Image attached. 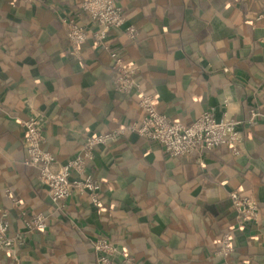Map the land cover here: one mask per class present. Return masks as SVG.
I'll return each mask as SVG.
<instances>
[{
	"label": "crops",
	"instance_id": "crops-1",
	"mask_svg": "<svg viewBox=\"0 0 264 264\" xmlns=\"http://www.w3.org/2000/svg\"><path fill=\"white\" fill-rule=\"evenodd\" d=\"M83 1L0 0V209L9 212L10 235L25 233L13 251L0 252V264H97L92 241L103 236L134 264H216L220 237L236 223L233 190L254 195L260 217L237 228L232 263L264 264V119L242 125L240 155L222 145L172 157L156 139L122 135L88 165L101 182V207L74 192L55 209L39 168L24 163L23 121L32 111L46 117L43 146L59 165L89 135L144 117L138 94L115 89L110 53L94 44L99 24ZM117 3L126 24L106 42L138 67L143 90L156 93L170 118L190 124L204 111L241 120L252 109L264 113V0ZM66 15L87 27L80 57L69 53ZM24 211L45 212L48 227L27 231Z\"/></svg>",
	"mask_w": 264,
	"mask_h": 264
},
{
	"label": "built area",
	"instance_id": "built-area-1",
	"mask_svg": "<svg viewBox=\"0 0 264 264\" xmlns=\"http://www.w3.org/2000/svg\"><path fill=\"white\" fill-rule=\"evenodd\" d=\"M33 1V0H26ZM81 9L90 19L99 24L93 33L95 45H102L110 53L113 68L116 72L114 87L117 91L136 93L139 104L144 110L140 121L120 124L113 130L89 135L80 151L65 164L59 165L55 155L47 151L45 142L46 117L37 111L23 121L25 128L26 165L39 168L38 181L48 188L51 202L60 211L66 207V202L74 192L87 195L96 207L102 205V186L96 176L88 171L89 163L95 157V151L102 145H108L127 133H137L140 136L158 140L165 153L172 157H189L202 154L218 146H227L231 153L240 155L243 151L245 135L242 125L256 124L264 119V113L252 109L247 119H237L228 113L217 118L212 111H204L196 120L185 124L180 120L170 118L157 106L156 93L143 90L138 79V67L125 61L121 53L111 48L106 42L111 29L123 27L126 15L117 0H84ZM70 41L69 53L80 57L81 47L88 38L87 27L75 16H63ZM128 35L136 36L134 25L126 27ZM226 105L228 103L226 102ZM232 208L235 212V225L227 228L221 235L214 256L216 264H233L232 258L236 252L235 233L238 227L247 223H255L260 217V205L254 195L233 190L229 194ZM16 204H21L14 198ZM25 229L27 231L44 230L49 225L45 212H35L30 215L25 211ZM10 215L5 209H0V252L13 251L25 240V233L18 231L14 235L8 233ZM97 264H134L135 258L121 251L119 245L105 237H97L92 241Z\"/></svg>",
	"mask_w": 264,
	"mask_h": 264
},
{
	"label": "trees",
	"instance_id": "trees-1",
	"mask_svg": "<svg viewBox=\"0 0 264 264\" xmlns=\"http://www.w3.org/2000/svg\"><path fill=\"white\" fill-rule=\"evenodd\" d=\"M81 8V7H80ZM67 16V15H66ZM70 16V15H69ZM103 237H105V238H107L108 239V237H106V236H103Z\"/></svg>",
	"mask_w": 264,
	"mask_h": 264
}]
</instances>
